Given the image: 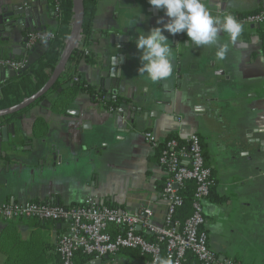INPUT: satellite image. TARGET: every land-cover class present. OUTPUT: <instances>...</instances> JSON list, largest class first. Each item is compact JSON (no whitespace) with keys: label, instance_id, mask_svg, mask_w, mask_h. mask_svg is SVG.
I'll return each instance as SVG.
<instances>
[{"label":"crops","instance_id":"0c3cea01","mask_svg":"<svg viewBox=\"0 0 264 264\" xmlns=\"http://www.w3.org/2000/svg\"><path fill=\"white\" fill-rule=\"evenodd\" d=\"M205 3L213 15H233L242 25L240 37L233 43L222 32L218 44L197 47L179 38L180 33L164 31L172 49L173 71L153 82L138 72L140 52L135 39L139 32L162 27L158 19L167 22L163 9L154 8L148 0H97L90 38L83 40L89 54L81 53L71 65L86 83L120 104L110 110L89 93L77 92L72 104L57 112L52 106L67 85L63 83L56 93L48 91L44 96L50 101L48 107L41 106L40 99L26 107L19 119L6 120L14 122L21 134L16 154L22 162L7 166L6 159L0 158V202L68 206L92 196L127 211L150 209L151 220L161 224L166 210L161 189L167 173L158 163L157 147L142 135L150 132L162 144L170 134L184 140L196 132L214 180L202 201L209 247L219 260L264 264V21H240L264 9V0ZM12 4L38 12L45 30L58 24L51 0H0V12ZM28 33L20 26L8 47L13 51L5 50L0 57H23L35 45L25 49ZM110 34L114 35L111 41ZM219 44L228 45L223 59L215 54ZM113 66L119 82L111 84ZM15 77L0 81V89ZM6 122L1 119L0 128ZM7 222L24 239L37 231L32 220L12 219L0 220V234ZM40 227L52 244L68 233L63 220ZM117 229L109 227L111 233ZM4 261L0 251V264ZM95 261L154 264L133 249Z\"/></svg>","mask_w":264,"mask_h":264},{"label":"built area","instance_id":"2783aa9c","mask_svg":"<svg viewBox=\"0 0 264 264\" xmlns=\"http://www.w3.org/2000/svg\"><path fill=\"white\" fill-rule=\"evenodd\" d=\"M54 11L59 16L62 0H51ZM247 24H260L264 21V9L240 17ZM54 38L50 30H38L27 34L25 49L39 42H49ZM83 37L76 50L88 55ZM25 63L0 57V67L19 71ZM50 72V71H49ZM74 77L73 80H77ZM106 97H100L98 103L106 108ZM110 110H114L110 108ZM144 139L158 149V163L165 169L167 176L161 193L166 202L164 219L161 224L151 220L152 212L127 211L122 208L102 204L92 196L73 205L48 204L39 201L0 202V220L32 218L48 221H65L68 233L62 235L56 243L60 264H73L76 250L92 255L93 259L112 256L120 250L133 249L147 255L152 263L157 257L170 258L173 264H190L188 256L195 258V264H242L225 258L219 260L209 247L204 229L205 215L202 201L209 196L213 186L210 166L206 163L201 139L192 132L184 140L172 137L162 144L156 143L152 133L144 132ZM194 184L191 198V212L184 219H178L177 212L184 200L179 190L186 183ZM118 229L111 233L109 227ZM137 227L146 229L154 240H148L137 233Z\"/></svg>","mask_w":264,"mask_h":264},{"label":"trees","instance_id":"16d2710c","mask_svg":"<svg viewBox=\"0 0 264 264\" xmlns=\"http://www.w3.org/2000/svg\"><path fill=\"white\" fill-rule=\"evenodd\" d=\"M82 2L84 9L82 35L84 36V40L87 41L90 38V28L97 0H82ZM60 9L61 13L58 16V24L55 29L51 30L54 33V38L48 42V48L44 56L28 67H26L27 55L16 60L25 63V65L19 69V74L15 78L12 80L10 79L9 82L2 85L0 89V110L12 107L20 103L23 99L32 96L42 88L50 77L70 33L72 20L71 0H62ZM80 54L81 53L77 50L73 52L63 74L50 89V91L55 92L57 88L63 85V83L67 84L66 87H63V89L56 94V100L53 103L52 108L57 112L64 111L69 105H71L74 95L77 92L89 93L98 100L100 97H106L103 90L96 86L89 85L79 76V74L74 72L71 61L80 57ZM74 77H77L78 79L74 81ZM119 104V99L113 100L108 98L106 100L107 108H116ZM25 111L26 109H23L14 114L8 115L4 117V121L16 119L17 116L20 118ZM37 123H39V120ZM172 137L175 136L170 134L167 139ZM193 191L194 184L192 182L186 183L185 188L179 190L183 197L184 204L177 212L176 217L178 219L184 220L190 214ZM16 219L24 221L32 220L37 227V231H32L30 237L24 239L20 232L15 230L14 225L7 222L0 234V251L5 258L3 264H60L61 259L56 252V243L58 241L52 244L40 231L41 225L53 221L32 218ZM137 233L148 240H154L153 235H148L142 230L137 231ZM92 259V255H87L80 250H76L74 253L73 264H86L92 261ZM188 262L190 264L196 263L195 258L192 255L188 256Z\"/></svg>","mask_w":264,"mask_h":264},{"label":"clouds","instance_id":"9594fccd","mask_svg":"<svg viewBox=\"0 0 264 264\" xmlns=\"http://www.w3.org/2000/svg\"><path fill=\"white\" fill-rule=\"evenodd\" d=\"M156 9H163L167 22L157 20L162 27H153L147 33L139 32L135 46L139 50L140 74H147L153 81L169 77L173 71L172 49L163 34L186 33L195 46L216 45L220 33H227L231 42H236L242 32V25L231 14L213 15L205 0H148ZM228 51L227 44H219L216 56L223 59ZM154 264H173L170 258L157 257Z\"/></svg>","mask_w":264,"mask_h":264},{"label":"water","instance_id":"95a60500","mask_svg":"<svg viewBox=\"0 0 264 264\" xmlns=\"http://www.w3.org/2000/svg\"><path fill=\"white\" fill-rule=\"evenodd\" d=\"M72 3V20L70 33L68 38L66 39L65 46L61 51L60 57L51 72L50 77L47 82L39 89L35 94L30 97L23 99L20 103L0 110V119L4 121V117L14 114L18 111H21L34 103L37 100H40V105L43 107H48L50 105V101L44 96L50 89L54 86L55 82L58 80L60 75L63 73L66 64L70 60L74 51H76L77 45L82 36V22L84 16L83 2L82 0H71ZM35 22V25H34ZM20 26H25L30 32L45 30L42 26V21L40 20V16L38 12L32 10L30 8L22 7L19 4L9 5L6 10L0 12V54H3L5 50H10V47L15 41L13 34L17 31ZM114 30V29H113ZM125 31V30H124ZM112 34H110V41L112 38ZM179 38H186V33L181 32ZM27 38L24 39V44L26 43ZM112 43V42H111ZM48 48V42H39L35 44L31 49L26 50L25 53H29L27 55V64L26 67L35 63L38 58H40ZM24 53V55H26ZM8 56H11V53H7ZM117 68V67H116ZM113 66L110 70V80L111 84L114 82L118 83L119 78L117 76V69ZM19 74L18 71L14 70H6V68L0 67V81H5L9 78L15 77ZM106 89V87H104ZM116 90L113 91L115 95ZM115 98V96H113ZM16 119H19L17 116ZM3 127L0 128V158L6 159L5 164L8 166L9 162H22L20 157H17V151L20 149L17 146L18 140H20L21 134L17 132L15 129L14 122H6ZM13 202V201H12ZM141 230L140 227H137V231ZM100 261L92 260L86 264H98Z\"/></svg>","mask_w":264,"mask_h":264}]
</instances>
